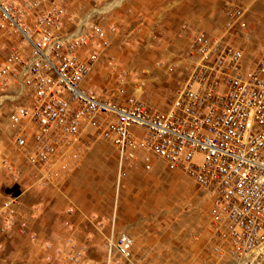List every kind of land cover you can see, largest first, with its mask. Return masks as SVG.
<instances>
[{"label": "built area", "instance_id": "built-area-1", "mask_svg": "<svg viewBox=\"0 0 264 264\" xmlns=\"http://www.w3.org/2000/svg\"><path fill=\"white\" fill-rule=\"evenodd\" d=\"M40 7L39 0L0 2L4 24L22 42L0 63V110L16 103L8 113L19 126L15 144L33 145L26 159L41 180L52 184L65 175L62 160L75 155L70 146L90 128L114 146L119 171L141 152L145 170L158 158L206 192L215 258L264 264V48L245 67L238 48L196 31L186 78L167 108L148 106L125 85L119 89L124 101L112 102L83 86L98 56L89 46L94 39L107 45L104 30L60 6ZM22 124L32 128L31 142ZM3 202L2 220L12 224L16 197ZM132 245L130 234L111 232L105 264H114L112 254L129 260ZM62 252L55 264H90L74 243Z\"/></svg>", "mask_w": 264, "mask_h": 264}, {"label": "rangeland", "instance_id": "rangeland-1", "mask_svg": "<svg viewBox=\"0 0 264 264\" xmlns=\"http://www.w3.org/2000/svg\"><path fill=\"white\" fill-rule=\"evenodd\" d=\"M39 1L40 8L60 6L75 20L83 17L89 25L104 30L107 45L94 39L89 46L98 56L83 86L112 102L124 101L119 89L125 85L148 106L167 108L186 78L196 31L222 37L238 48L245 67L264 48V0ZM27 22L32 24L30 18ZM17 46H22L21 40L7 29L0 15V63ZM82 57L87 54L83 52ZM14 104L8 101L0 110V208L5 197H16L10 205L15 210L14 223L6 224L0 211V264H36L32 248L24 253L19 250L25 247L22 238L38 246L43 264H55L70 242L82 249L88 263L105 264V241L111 232H126L133 239L129 260L112 254L114 264H224L209 250V198L186 175L158 158L149 170L139 163L119 171L114 150L105 144L101 157L109 167L99 176L91 171L97 167L89 165L88 159L102 141L88 128L69 148L75 155L62 160L67 163L65 183L58 189L41 180L37 165L28 164L26 153L33 151V145L27 144L24 150L16 146L19 126L8 120ZM31 129L22 127L28 142ZM57 191L60 199L57 196L56 200ZM24 208L31 209L41 236L28 233ZM12 228L21 237L17 250L6 234Z\"/></svg>", "mask_w": 264, "mask_h": 264}, {"label": "crops", "instance_id": "crops-1", "mask_svg": "<svg viewBox=\"0 0 264 264\" xmlns=\"http://www.w3.org/2000/svg\"><path fill=\"white\" fill-rule=\"evenodd\" d=\"M100 141H102V142L97 143V147L95 148V150H93L91 152V155H90V157L88 159L89 160L88 161L89 165H91V166L94 165L95 167H97V170H91V171H95V172L99 173V176H101L104 173V171L109 167V162L103 160L102 157H101V151L105 152V146L104 145L105 144L110 145L112 147V149L114 150L115 156H116V150H115L114 146L110 142L104 141V140H100ZM141 156H142V153L138 152L137 157H136V159H135L133 164H139L140 163L141 166H142ZM116 161H117V156H116ZM110 165H111V163H110ZM63 177L61 179H59L58 181L52 183L53 185H55L54 187H56L58 189L63 187V184L65 183V182L63 183V180L65 179ZM59 194H60V192L57 191V194L54 195L56 200H57V196ZM59 199H60V197H59ZM56 204H60V202L57 201ZM22 213L25 214L24 217L26 216V218L28 220V223H30L29 228H28V233L30 231H32V232H35L36 234L41 236V233H42L41 230L36 226V224H34V223H36V219H35L34 215L31 213V209L30 208L29 209L28 208H24V212L22 211ZM11 230H8L6 234H8L9 238L13 239V240H10V242L12 244H15V247L12 246L13 250H17V240L21 239V237L14 232L13 228ZM22 239H24V241H25V247L23 249L22 248L20 249V247H19V250L24 253L26 250H29V249L32 248V250H33V252L35 254L34 263L43 264L44 260L40 256V250H39L38 246L32 245L28 241L27 238H22ZM28 259H29L28 260L29 262L33 263V261L30 260V258H28Z\"/></svg>", "mask_w": 264, "mask_h": 264}, {"label": "bare ground", "instance_id": "bare-ground-1", "mask_svg": "<svg viewBox=\"0 0 264 264\" xmlns=\"http://www.w3.org/2000/svg\"><path fill=\"white\" fill-rule=\"evenodd\" d=\"M106 9V8H105Z\"/></svg>", "mask_w": 264, "mask_h": 264}]
</instances>
